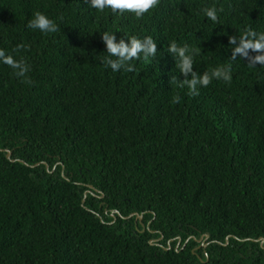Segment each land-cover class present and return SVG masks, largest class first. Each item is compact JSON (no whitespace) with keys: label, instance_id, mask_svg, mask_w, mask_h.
<instances>
[{"label":"trees","instance_id":"trees-1","mask_svg":"<svg viewBox=\"0 0 264 264\" xmlns=\"http://www.w3.org/2000/svg\"><path fill=\"white\" fill-rule=\"evenodd\" d=\"M35 11L59 31L28 28ZM247 28L264 33V0H159L140 17L0 0V49L31 80L0 62V264H264V65L228 39ZM106 31L150 36L156 56L113 71ZM173 41L231 80L177 87Z\"/></svg>","mask_w":264,"mask_h":264},{"label":"clouds","instance_id":"clouds-1","mask_svg":"<svg viewBox=\"0 0 264 264\" xmlns=\"http://www.w3.org/2000/svg\"><path fill=\"white\" fill-rule=\"evenodd\" d=\"M88 2H90L92 7L101 11L107 7L113 11H131L137 17H140L157 6L159 0H88ZM202 11L209 19L217 20L215 8L205 7ZM27 27L38 29L42 33L59 31L57 24L40 11L33 13V17L27 22ZM101 36L108 53L103 58L102 63L105 67L110 66L113 71L121 69L126 72L135 71L131 61L139 59L141 53H143L145 59L156 56V42L150 36H146L143 39L132 36L127 39V42L123 38L117 41L113 33L107 31L102 33ZM228 39L229 44L233 45V55L239 54L242 58L248 60L251 66L264 65V33H258L251 28H247L238 38L233 36ZM23 47L25 46H18V48ZM167 47L168 51L173 53L176 58V67L185 76L184 80L179 81L175 76H172L170 82L175 83L179 88L187 86L190 90L189 95H198L197 86L207 87L214 78L222 79L225 82L231 80L230 65L218 66L202 74L194 72L193 57L199 53V49L189 48L188 45L178 46L174 41ZM0 62L13 69L14 75L22 78L23 82L31 83V80L27 79L30 67L24 58L16 59L11 54H7L5 50L0 49ZM189 74H191L190 79L188 78ZM179 100L180 97L177 95L173 97L172 102L178 103ZM141 225L142 229H144L142 223Z\"/></svg>","mask_w":264,"mask_h":264},{"label":"water","instance_id":"water-1","mask_svg":"<svg viewBox=\"0 0 264 264\" xmlns=\"http://www.w3.org/2000/svg\"><path fill=\"white\" fill-rule=\"evenodd\" d=\"M0 150H3V149H0ZM10 155H11V151H10V150H6V157L9 158ZM12 160H13V159H12ZM19 161L23 162L22 160H19ZM35 165H37V164H35ZM88 186H89V188H92V189H93V187H92L91 185H88ZM85 194H86V193H85ZM101 196H102V195H101ZM82 201H83V200H82ZM133 214H135V215L137 216V218L139 219V221H141L142 214H137L136 212H134V213L129 214V216H132ZM203 236H205V238H206V234L203 235ZM179 239H180V238H179ZM179 239H178V241H179ZM253 240H255V239H253ZM257 240H259V241H260V244L262 245V243H263V241H264L263 237H260V238L256 239L255 241H257ZM149 242L152 243V240H150ZM177 244H178V242H177Z\"/></svg>","mask_w":264,"mask_h":264},{"label":"flooded vegetation","instance_id":"flooded-vegetation-1","mask_svg":"<svg viewBox=\"0 0 264 264\" xmlns=\"http://www.w3.org/2000/svg\"><path fill=\"white\" fill-rule=\"evenodd\" d=\"M203 237H204V236L201 235L200 238L197 239L198 241H201V239H204V242H202L201 244L196 245V246L193 248V251H194L195 249H199L200 247H202V248L206 247L207 243H206V241H205V238H203ZM171 240H172V239H169V240H168V242H167V245H168V246H169V243H170ZM179 243H180V239H179V241H178V244L176 243V246H178ZM176 246H175V247H176Z\"/></svg>","mask_w":264,"mask_h":264}]
</instances>
